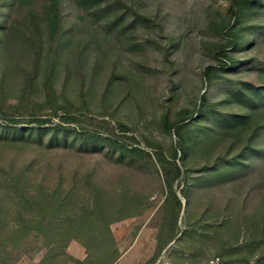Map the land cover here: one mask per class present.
Listing matches in <instances>:
<instances>
[{"label":"trees","instance_id":"1","mask_svg":"<svg viewBox=\"0 0 264 264\" xmlns=\"http://www.w3.org/2000/svg\"><path fill=\"white\" fill-rule=\"evenodd\" d=\"M68 1L75 11L69 24L64 13ZM227 1L219 29L224 41L215 48L216 63L202 73L209 86L230 83L222 89L224 98L213 102L204 92L193 108L181 109L173 118L165 115L161 131L173 133L176 142L168 152L147 142L154 150L150 152L121 123L122 135L106 121H86L87 111L58 102L55 89L58 63L71 48L80 62L91 49L106 53L114 40L137 45L129 15L139 16L123 0H0V40L18 38L11 23L27 11V41L34 57L22 91L27 100L7 109L0 90V155L7 150L99 155L120 170L114 180H104L95 169L66 171L60 163L36 159L20 167L0 162V264L38 256V264H115L121 253L112 226L141 217L153 204L146 182L141 183L145 170L156 175L164 197L156 253L147 264H154L177 237L174 244L188 242L194 258L205 255L198 243L215 240L214 258L221 264H264V221L254 225L245 218L243 226L238 217L210 221L207 213L192 214L189 208L193 192L234 184L264 166V64L252 68L258 84L226 78L245 65L234 53L249 52L264 41V0ZM38 80L44 100L32 109L28 101L40 95ZM179 186L181 197L187 198L183 231L179 221L186 210ZM74 241L86 250L82 261L67 252Z\"/></svg>","mask_w":264,"mask_h":264},{"label":"rangeland","instance_id":"2","mask_svg":"<svg viewBox=\"0 0 264 264\" xmlns=\"http://www.w3.org/2000/svg\"><path fill=\"white\" fill-rule=\"evenodd\" d=\"M123 1L139 16L135 19L133 13L129 15V22L135 25L133 31L137 45L114 40L110 45L113 47L106 53L91 49L80 62L74 58L71 48L58 63L55 78L57 99L61 104L70 102L87 111L86 121L108 122L115 134H124L118 123L127 126L132 131L126 134L135 138L143 149L153 152L147 146V142H151L168 152L176 142V137L173 133L168 135L161 131L163 117L168 115L173 118L177 111L193 108L204 92L211 101H219L224 98L223 87L230 86L229 82L209 86L202 76L208 65L216 63L213 57L215 48L224 41L219 29L226 18L229 1ZM37 7L40 8V4ZM26 12H21V17L17 14L11 23L16 24L14 27L19 39L5 37L0 40V90L7 109L18 105L22 99H28L22 91L34 57L27 41L31 38V29ZM64 13L69 24L75 13L69 1ZM234 56L245 65L240 67L239 73L227 74L226 78L231 82L260 83L259 75L252 68L264 64V41L251 51L234 53ZM113 76L116 77L108 84ZM38 85L40 95L28 101L32 109L36 103L40 104L44 100L40 80ZM100 114L108 116L101 117ZM53 122H58V118H54ZM61 152L47 154L41 151L37 154L30 150H7L0 155V162L5 167L10 162L20 167L28 160L36 159L53 166L60 163L66 171L95 169L99 178L104 180H114L120 173L114 164L99 155L79 158ZM143 173L145 175L141 176V183L146 182L144 187L152 194L153 204L141 217L112 226L121 253L115 264H147L156 253L164 197L156 175H150L146 170ZM181 186L178 187V193L186 210V214L182 211L179 221V229L183 231L187 198L184 200L181 197ZM203 189L191 194L189 208L192 214L207 213L210 221L238 217L242 226L245 218L254 225L264 221V166L256 168L234 184ZM178 238L159 255L154 264H221L219 259L214 258L218 241L198 243L205 255L194 258L189 252L188 242L174 244ZM67 252L81 261L86 257L85 248L75 241L70 243ZM40 259V256L26 258L18 264H38Z\"/></svg>","mask_w":264,"mask_h":264}]
</instances>
